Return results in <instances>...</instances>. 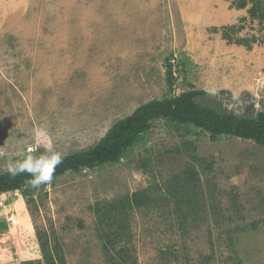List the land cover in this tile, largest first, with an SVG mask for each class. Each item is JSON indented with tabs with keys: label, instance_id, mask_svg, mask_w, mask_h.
Masks as SVG:
<instances>
[{
	"label": "rangeland",
	"instance_id": "obj_1",
	"mask_svg": "<svg viewBox=\"0 0 264 264\" xmlns=\"http://www.w3.org/2000/svg\"><path fill=\"white\" fill-rule=\"evenodd\" d=\"M188 91L264 110V0H0V174L37 127L67 156ZM0 264H264V146L158 120L116 164L0 194Z\"/></svg>",
	"mask_w": 264,
	"mask_h": 264
},
{
	"label": "trees",
	"instance_id": "obj_2",
	"mask_svg": "<svg viewBox=\"0 0 264 264\" xmlns=\"http://www.w3.org/2000/svg\"><path fill=\"white\" fill-rule=\"evenodd\" d=\"M202 94L201 91H188L173 98L152 100L138 107L129 116L114 123L94 146L65 156L63 163L56 168L53 179L118 163L158 120L199 129L208 134L211 142L225 136L264 146V110L250 118L220 113L196 102V98ZM29 179L31 177L27 173L16 177L7 172L0 174V194L29 188L26 183Z\"/></svg>",
	"mask_w": 264,
	"mask_h": 264
},
{
	"label": "clouds",
	"instance_id": "obj_3",
	"mask_svg": "<svg viewBox=\"0 0 264 264\" xmlns=\"http://www.w3.org/2000/svg\"><path fill=\"white\" fill-rule=\"evenodd\" d=\"M34 144L30 145L27 152H18L19 159H9L6 165L7 173L16 177L27 173L31 179L26 183L32 188H40L42 185L51 184L56 168L63 163L65 154L56 151L52 136L47 127H37L33 131ZM45 151L40 155H34L39 148ZM5 155V149L0 147V156Z\"/></svg>",
	"mask_w": 264,
	"mask_h": 264
},
{
	"label": "built area",
	"instance_id": "obj_4",
	"mask_svg": "<svg viewBox=\"0 0 264 264\" xmlns=\"http://www.w3.org/2000/svg\"><path fill=\"white\" fill-rule=\"evenodd\" d=\"M12 193H15V194H17V191H13Z\"/></svg>",
	"mask_w": 264,
	"mask_h": 264
}]
</instances>
